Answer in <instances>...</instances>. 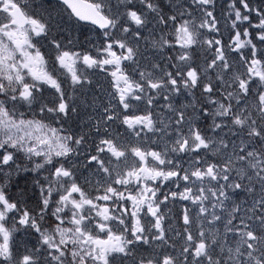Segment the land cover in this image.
Instances as JSON below:
<instances>
[{"label": "snow or ice", "instance_id": "1", "mask_svg": "<svg viewBox=\"0 0 264 264\" xmlns=\"http://www.w3.org/2000/svg\"><path fill=\"white\" fill-rule=\"evenodd\" d=\"M0 264H264V0H0Z\"/></svg>", "mask_w": 264, "mask_h": 264}]
</instances>
